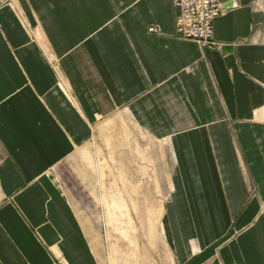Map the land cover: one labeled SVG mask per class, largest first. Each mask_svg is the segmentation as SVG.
Here are the masks:
<instances>
[{
  "label": "crops",
  "instance_id": "obj_1",
  "mask_svg": "<svg viewBox=\"0 0 264 264\" xmlns=\"http://www.w3.org/2000/svg\"><path fill=\"white\" fill-rule=\"evenodd\" d=\"M220 1L202 46L173 0H0V264H102L59 167L119 112L170 156V264H264V0Z\"/></svg>",
  "mask_w": 264,
  "mask_h": 264
},
{
  "label": "rangeland",
  "instance_id": "obj_2",
  "mask_svg": "<svg viewBox=\"0 0 264 264\" xmlns=\"http://www.w3.org/2000/svg\"><path fill=\"white\" fill-rule=\"evenodd\" d=\"M59 170L60 185L98 240L102 264H170L161 232L172 188L170 156L127 113L100 120L88 145Z\"/></svg>",
  "mask_w": 264,
  "mask_h": 264
},
{
  "label": "built area",
  "instance_id": "obj_3",
  "mask_svg": "<svg viewBox=\"0 0 264 264\" xmlns=\"http://www.w3.org/2000/svg\"><path fill=\"white\" fill-rule=\"evenodd\" d=\"M173 4L178 10L176 31L179 36L202 46H213V22L224 10L221 1L173 0ZM149 32H155L154 28Z\"/></svg>",
  "mask_w": 264,
  "mask_h": 264
},
{
  "label": "water",
  "instance_id": "obj_4",
  "mask_svg": "<svg viewBox=\"0 0 264 264\" xmlns=\"http://www.w3.org/2000/svg\"><path fill=\"white\" fill-rule=\"evenodd\" d=\"M234 5H235V3H234L233 1H231L229 4L225 5V6L223 7V9H224V8H227V7L234 6Z\"/></svg>",
  "mask_w": 264,
  "mask_h": 264
}]
</instances>
